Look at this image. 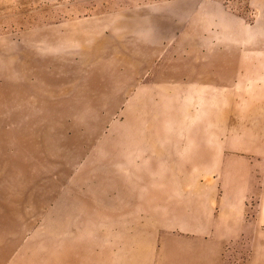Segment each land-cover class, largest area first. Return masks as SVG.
Listing matches in <instances>:
<instances>
[{"label": "rangeland", "instance_id": "obj_1", "mask_svg": "<svg viewBox=\"0 0 264 264\" xmlns=\"http://www.w3.org/2000/svg\"><path fill=\"white\" fill-rule=\"evenodd\" d=\"M0 264H264V0H0Z\"/></svg>", "mask_w": 264, "mask_h": 264}, {"label": "bare ground", "instance_id": "obj_2", "mask_svg": "<svg viewBox=\"0 0 264 264\" xmlns=\"http://www.w3.org/2000/svg\"><path fill=\"white\" fill-rule=\"evenodd\" d=\"M35 256V255H34ZM48 260V259H47Z\"/></svg>", "mask_w": 264, "mask_h": 264}]
</instances>
